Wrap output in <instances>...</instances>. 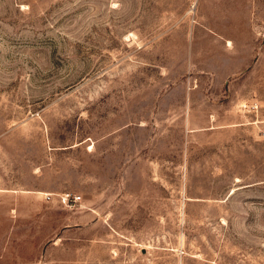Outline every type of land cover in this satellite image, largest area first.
Segmentation results:
<instances>
[{
    "label": "rangeland",
    "instance_id": "rangeland-1",
    "mask_svg": "<svg viewBox=\"0 0 264 264\" xmlns=\"http://www.w3.org/2000/svg\"><path fill=\"white\" fill-rule=\"evenodd\" d=\"M0 264H264V0H0Z\"/></svg>",
    "mask_w": 264,
    "mask_h": 264
}]
</instances>
